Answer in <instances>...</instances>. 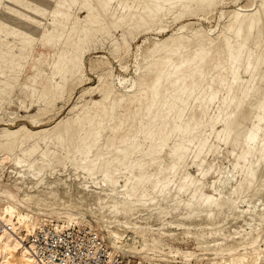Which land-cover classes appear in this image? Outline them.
Masks as SVG:
<instances>
[{
    "label": "rangeland",
    "instance_id": "rangeland-1",
    "mask_svg": "<svg viewBox=\"0 0 264 264\" xmlns=\"http://www.w3.org/2000/svg\"><path fill=\"white\" fill-rule=\"evenodd\" d=\"M10 1L17 4L8 9ZM54 3L56 0L1 3L0 165L6 168L0 176V198L9 188L17 194L15 202L20 201V193L9 183L41 155L50 157L48 167L55 169L44 178L63 174L69 157L64 174L68 181L73 179L74 168L83 178L85 171L95 166V177L108 175L112 184L125 189L145 173L144 182L150 180L157 189L168 181L166 194L191 186L188 193L175 195L182 200L192 192L214 194L209 186L223 173L236 165L241 172L245 169L242 156L254 145L240 137L254 133L264 138V0H62L57 7ZM26 7L39 10L29 15ZM10 18L13 24L8 23ZM21 22L26 27L19 30ZM181 55L187 57L188 66L181 65ZM202 57L199 69L193 72L190 66ZM164 62L180 74H173L159 87L157 105L146 125L139 127L143 108L136 117L129 114L133 109H123L118 118L124 127L110 140L112 129L99 125L103 109L94 102L115 91L126 97L139 89L150 90ZM57 68L61 70L58 75ZM186 85L192 96L178 114L161 120L167 98ZM199 90L209 92H203L206 96L202 98ZM232 122L235 128L230 130ZM150 129L158 132L155 143L143 140ZM102 136L106 144L100 154L88 159L98 144L95 140ZM135 144L142 147L141 155L116 171L118 162L113 161L118 152ZM166 162L175 166L173 172L162 171ZM157 189L151 190L149 197L139 196L144 202H158ZM0 207L6 218V205ZM30 207L45 221H68L62 211L46 213ZM169 211V217L174 218L186 212L183 206ZM84 220L106 237L100 225ZM13 223L25 238L30 229L18 219ZM236 226L232 231L235 236L260 232L256 244L263 243L264 225ZM191 233H196L192 242L198 237L207 242L219 240V246L224 247L229 240L228 234L218 235L217 230L203 235L192 228ZM135 240L141 238L126 230L122 243L129 246ZM181 251L183 256L178 254ZM168 252L151 256L161 260L160 264H213L205 255L209 251L196 249L190 242Z\"/></svg>",
    "mask_w": 264,
    "mask_h": 264
},
{
    "label": "bare ground",
    "instance_id": "bare-ground-1",
    "mask_svg": "<svg viewBox=\"0 0 264 264\" xmlns=\"http://www.w3.org/2000/svg\"><path fill=\"white\" fill-rule=\"evenodd\" d=\"M16 1L18 2V0ZM1 3L2 0H0V7ZM61 3L62 0H56L54 4L57 7ZM16 4L15 1H10L6 3V6L9 9L11 5L15 6ZM25 10L29 15H32L36 14V10L39 9L31 10L26 7ZM7 20L9 24L14 23V19ZM25 27V23H19V30ZM202 59L203 57L190 66L193 72L199 69ZM188 64L187 57L181 55V65L188 66ZM246 65L249 66V63ZM235 70L234 67L233 73H235ZM60 72L61 70L57 68L56 74L58 75ZM173 74L178 75L180 72L168 66V62H164L158 68L153 87L150 90L139 89L126 97L115 91L104 95L100 101L94 102V105L103 109V116L99 121V125L110 126V129H112L113 134L110 140L117 138L124 127L122 118H118L123 109L127 111L133 109V112L129 114L136 117L143 108L142 122L139 127L146 125V120L157 105L159 87L168 82ZM203 92H209V90H199L198 93L202 98L206 96ZM191 96L192 92L189 91L187 85L180 86L167 98L165 106L160 111L161 120L171 116L174 112L177 113ZM210 97L212 99L215 97L214 92L210 94ZM229 121L230 118H227L226 122ZM229 128L233 130L235 124L230 123ZM157 136V130L150 129L145 133L143 140L145 143H155L158 140ZM104 138L105 136H102L100 139L95 140L98 144L92 149L88 159L100 154L101 149L106 144L103 142ZM240 138L243 139V142L253 143L254 145L242 156L247 164L245 169L241 172L239 167L234 165L233 170L223 173L218 180L210 184L209 188L214 194L200 196L192 192L187 200H182L179 197L175 199L174 197L175 195L188 193L191 186L180 187L174 195L166 194L164 190L168 185V181L157 189V186L151 183L150 180L144 182L145 173L139 174V181L125 189L119 187L118 183L112 184L108 175L103 179L95 177V166L87 169L83 178L80 176L79 169L74 168L70 174L73 179L68 181V177H65L64 174L67 171L66 164L69 157H67L65 167L62 169L63 174H58L54 178H44V175L54 172L55 169L48 167L50 157L37 156L21 170L18 178L14 179L15 177H12L14 180H11L9 186L20 193V201L15 202L17 194L8 188L0 198V205H6L7 216L4 218L1 213L0 216L12 226L14 231L16 229L13 222L14 219H18L20 223L30 229L27 236L32 235L47 223L62 225L63 227L71 225L91 226V229L101 234L97 227L93 228L92 224L85 223L84 219L87 218L90 222L101 226L108 240L112 242L109 244L114 250L125 255H135L139 258L141 264H160L161 260L156 256H151L152 254H156L158 251L173 253L174 250H178L180 244L188 242L194 244L196 249L209 251L205 255H208V259H211L213 264H264V241L261 245L256 244L260 232H256L255 235L248 233L246 236H235L232 233L233 229L237 227L236 225L239 224H246L251 228L254 222L258 225H264V209H262L264 207V138H259L254 133H249ZM167 142L168 140H166ZM180 147L181 145L177 148ZM141 153L142 147L137 144L119 151L113 161L118 162L116 171L122 170L128 161L137 159ZM212 153H216V150L212 149ZM168 163H171V161L169 160ZM5 166L0 165V176L6 168ZM199 167L200 170L203 168L202 165H199ZM168 170L173 172L175 166L164 165L162 171ZM88 177H91L92 180H89ZM156 189L161 200L158 202H144L145 198L143 197L148 196L151 190ZM193 189H195L194 186ZM31 205L38 211L46 213L62 211L68 221L61 219H47L48 221H45V217L30 210ZM181 206L186 211L181 217H169L170 208L175 209ZM240 208H247V211L241 212ZM80 217L83 220L79 221ZM219 225L222 226L219 227ZM177 228H180L179 232L176 231ZM192 228L203 235L212 230H217L218 235L221 236L228 234V243L221 247L218 244L219 240L207 242L199 237L198 239L194 238L193 243L191 239L195 237L196 233H191ZM126 230H132L141 238V241L135 240L133 244L125 246V243L122 242H124ZM16 233L19 237L15 234L0 236V264L2 261V264H37L28 247L22 243L21 239L25 238L18 231ZM249 247H252V249L249 250ZM183 253L184 251L178 252L181 256L184 255ZM164 259L165 262L169 263L167 257H164Z\"/></svg>",
    "mask_w": 264,
    "mask_h": 264
},
{
    "label": "built area",
    "instance_id": "built-area-1",
    "mask_svg": "<svg viewBox=\"0 0 264 264\" xmlns=\"http://www.w3.org/2000/svg\"><path fill=\"white\" fill-rule=\"evenodd\" d=\"M4 234L19 237L0 216V236ZM24 235L22 243L28 247L37 264H141L135 255L114 250L102 234L88 226L63 227L47 223L32 235Z\"/></svg>",
    "mask_w": 264,
    "mask_h": 264
}]
</instances>
